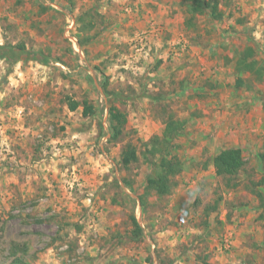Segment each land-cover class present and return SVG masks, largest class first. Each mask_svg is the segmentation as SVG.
I'll return each instance as SVG.
<instances>
[{
  "label": "rangeland",
  "instance_id": "obj_1",
  "mask_svg": "<svg viewBox=\"0 0 264 264\" xmlns=\"http://www.w3.org/2000/svg\"><path fill=\"white\" fill-rule=\"evenodd\" d=\"M217 1L221 20L190 0H0V45L50 61L0 59V264H264V81L235 68L246 47L264 66V0ZM169 114L186 121L171 145L184 171L142 206ZM228 148L246 162L232 178L213 166Z\"/></svg>",
  "mask_w": 264,
  "mask_h": 264
},
{
  "label": "trees",
  "instance_id": "obj_2",
  "mask_svg": "<svg viewBox=\"0 0 264 264\" xmlns=\"http://www.w3.org/2000/svg\"><path fill=\"white\" fill-rule=\"evenodd\" d=\"M189 12L193 15H203L209 11V15L214 19L221 20L222 13L219 12V4L217 0H190ZM90 18L92 14L87 13ZM82 17V16H81ZM79 20H82V18ZM85 21V20H84ZM95 21L90 19L86 25L82 28L94 29ZM79 40L80 45H83L88 41ZM0 59L8 61L10 63L25 62L30 60H36L37 62L48 65L49 59L45 56H39V54H33L28 51L24 44L0 45ZM236 72L241 75L244 72L250 73L257 81H264V66L256 59V51L252 47H246L243 51L238 53L236 60ZM245 85V80L239 77L236 82V86L242 87ZM84 116L93 115L94 109L87 102L83 103ZM81 104L79 102L70 100V111H76ZM108 130L110 133L109 140L114 143L121 141L124 134L125 125L127 124L126 114L119 110L115 106H111L107 118ZM164 130L161 137L156 136L153 138L148 150L144 153L146 162L152 166V173L146 178V185L144 188V194L139 196V201L142 206L145 205V200L151 194H156L159 197L170 195L176 186L174 181L175 177L184 171V164L182 160L172 154L171 145L172 141L184 131L186 121L176 119L172 114H169L164 119ZM151 156V157H150ZM139 160L137 148L131 144L124 146L121 157L120 165L124 169L130 168V166ZM246 162L243 158L242 150L240 148H228L221 150L213 159V166L216 174L225 178H232L239 173V171L245 166ZM126 186H130V183L125 180ZM260 201V207L264 209V195L261 192H254ZM132 225L134 230L132 231L133 240L138 241L143 236V229L137 222L135 217H132Z\"/></svg>",
  "mask_w": 264,
  "mask_h": 264
},
{
  "label": "built area",
  "instance_id": "obj_3",
  "mask_svg": "<svg viewBox=\"0 0 264 264\" xmlns=\"http://www.w3.org/2000/svg\"><path fill=\"white\" fill-rule=\"evenodd\" d=\"M74 44H76L75 41H74ZM75 48H76V46H75Z\"/></svg>",
  "mask_w": 264,
  "mask_h": 264
}]
</instances>
